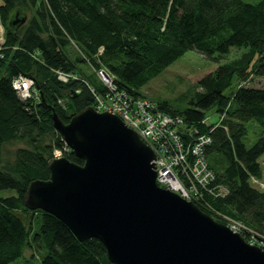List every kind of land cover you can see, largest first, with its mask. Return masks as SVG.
Instances as JSON below:
<instances>
[{
    "label": "trees",
    "instance_id": "1",
    "mask_svg": "<svg viewBox=\"0 0 264 264\" xmlns=\"http://www.w3.org/2000/svg\"><path fill=\"white\" fill-rule=\"evenodd\" d=\"M15 11L29 16L13 28L8 21ZM0 23V191L15 192L0 194V264H10L25 248L40 259L36 264H112L99 239L81 241L53 214L24 204L28 183L48 177L47 160L64 145L51 112L67 122L70 102L75 111L93 105L90 87L104 89L95 75L101 68L119 88L145 96L141 87L187 50L217 67L197 80L200 89L184 110L155 102L183 118L184 144L210 135L204 151L215 174L210 185L228 192L204 193L195 203L218 221L233 218L264 237V190L251 182L262 177L264 134L249 147L244 143L246 121L264 128V87L237 84L224 92L236 79L264 76V0H1ZM232 47L242 51L227 59ZM20 74L32 78L37 97H19L12 82ZM73 90L78 92L70 98ZM214 106L223 117L206 124L205 112ZM12 143L22 145L6 149ZM64 152L82 163L71 150Z\"/></svg>",
    "mask_w": 264,
    "mask_h": 264
},
{
    "label": "water",
    "instance_id": "2",
    "mask_svg": "<svg viewBox=\"0 0 264 264\" xmlns=\"http://www.w3.org/2000/svg\"><path fill=\"white\" fill-rule=\"evenodd\" d=\"M26 18L15 11L8 24ZM68 115L52 110V125L82 163L50 157L48 177L26 187L27 208L53 214L81 241L99 239L112 264H264L261 246L158 185L154 151L120 117L71 102Z\"/></svg>",
    "mask_w": 264,
    "mask_h": 264
},
{
    "label": "built area",
    "instance_id": "3",
    "mask_svg": "<svg viewBox=\"0 0 264 264\" xmlns=\"http://www.w3.org/2000/svg\"><path fill=\"white\" fill-rule=\"evenodd\" d=\"M56 73L60 80H67L68 74L65 72L56 70ZM97 73L104 89L97 92L94 87H90L94 94L93 108L120 117L126 126L135 130L152 148L155 153L153 161L158 185L168 187L193 202L200 200L204 193L224 196L228 192L224 185H210L215 174L204 158L205 147L211 142L210 135L197 134L184 144L181 138L182 129L178 128L184 124L181 116L161 110L158 104L148 97L134 96L119 88L103 69H98ZM12 86L23 100L36 95L32 94L35 93L32 91L33 80L28 76L18 75L13 79ZM177 124L179 125L176 126ZM66 150L70 148L64 142L62 149L55 148L53 152L59 157L63 156ZM224 218L225 224L232 230L247 235V241L264 244V237L256 231L233 218Z\"/></svg>",
    "mask_w": 264,
    "mask_h": 264
},
{
    "label": "rangeland",
    "instance_id": "4",
    "mask_svg": "<svg viewBox=\"0 0 264 264\" xmlns=\"http://www.w3.org/2000/svg\"><path fill=\"white\" fill-rule=\"evenodd\" d=\"M246 2H256L257 0H243ZM1 2V0H0ZM28 17V12L26 13ZM4 30L0 23V42H3ZM242 49L232 47L227 59L239 55ZM223 59H221L222 61ZM220 61V62H221ZM217 63L206 59L203 54L196 52L195 50H187L171 64L165 67L157 75L152 77L146 84H144L140 91L146 97L152 100H165L169 106L175 110H184L191 106V98L196 90L200 88L196 86V82L201 77L212 72ZM88 73H92L91 69L84 65ZM102 69V68H101ZM106 74H109L103 69ZM98 78V73L95 74ZM110 75V74H109ZM111 77V75H110ZM238 85H248L252 87H264V76H252L246 80H235L232 86L228 87L224 92L229 94L234 91ZM143 96V97H145ZM206 124H218L222 119L223 114L215 110V106L205 112ZM177 124L176 126H178ZM247 133L244 137V143L246 146H251L260 136L264 134V128L255 120H249L245 122ZM184 124L178 128H184ZM137 133V132H136ZM22 145L21 143H12L6 146V149L14 150L16 147ZM54 151V150H53ZM52 151V156L57 157L56 153ZM259 162L262 167V177L259 179L254 178L251 182L252 185L260 190H264V153L259 157ZM2 196L15 194L13 189H3L0 191ZM31 250L25 248L23 255L10 264H36L40 261L38 257H31Z\"/></svg>",
    "mask_w": 264,
    "mask_h": 264
}]
</instances>
